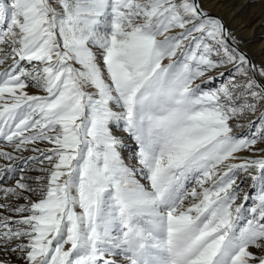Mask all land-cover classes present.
Returning <instances> with one entry per match:
<instances>
[{"label":"snow or ice","instance_id":"snow-or-ice-1","mask_svg":"<svg viewBox=\"0 0 264 264\" xmlns=\"http://www.w3.org/2000/svg\"><path fill=\"white\" fill-rule=\"evenodd\" d=\"M208 2L0 0V264H264V60Z\"/></svg>","mask_w":264,"mask_h":264},{"label":"rangeland","instance_id":"rangeland-1","mask_svg":"<svg viewBox=\"0 0 264 264\" xmlns=\"http://www.w3.org/2000/svg\"><path fill=\"white\" fill-rule=\"evenodd\" d=\"M207 5L208 7H205L209 12L222 17V20H224L223 22H225L224 24L234 34L238 41H240V47L246 53L248 51L252 53V56H248L254 62L258 63L264 60V0H209ZM214 83H218V81ZM31 91H35V89H31ZM258 114L259 113L256 115ZM255 119L256 116L254 115H246L240 123L247 128V125ZM131 147L133 146L130 142L129 148ZM28 154L30 153H25V155ZM126 154L130 155V152ZM243 175L244 174L241 173V176ZM251 183L250 179H246L240 185L241 190L239 194L241 199L245 192L255 195L256 190L249 187ZM189 187H191V185H189ZM239 202L238 200L237 203ZM250 204L251 201L248 202V205ZM253 251L256 250L253 249Z\"/></svg>","mask_w":264,"mask_h":264},{"label":"bare ground","instance_id":"bare-ground-1","mask_svg":"<svg viewBox=\"0 0 264 264\" xmlns=\"http://www.w3.org/2000/svg\"><path fill=\"white\" fill-rule=\"evenodd\" d=\"M206 7H208V5L206 4ZM215 7V6H214ZM217 7V6H216ZM214 9V8H213ZM214 12L216 11V10H213ZM217 12V11H216ZM212 15H214V16H219V17H221L220 15H217V14H214V13H212V12H210ZM222 18V17H221ZM224 21V20H223ZM225 23V22H224ZM244 51V50H243ZM245 52V51H244ZM246 53V52H245ZM247 54L248 55H250V56H252V53H250L249 51L247 52ZM129 145H130V142H129ZM246 155V154H245Z\"/></svg>","mask_w":264,"mask_h":264},{"label":"water","instance_id":"water-1","mask_svg":"<svg viewBox=\"0 0 264 264\" xmlns=\"http://www.w3.org/2000/svg\"><path fill=\"white\" fill-rule=\"evenodd\" d=\"M219 17V16H218Z\"/></svg>","mask_w":264,"mask_h":264}]
</instances>
